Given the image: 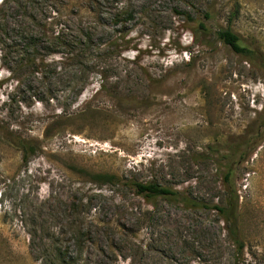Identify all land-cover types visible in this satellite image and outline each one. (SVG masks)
<instances>
[{
	"label": "rangeland",
	"instance_id": "374dc122",
	"mask_svg": "<svg viewBox=\"0 0 264 264\" xmlns=\"http://www.w3.org/2000/svg\"><path fill=\"white\" fill-rule=\"evenodd\" d=\"M29 2L0 0V264H232L210 209L230 158L245 262L264 264V64L215 35L229 28L264 59V0ZM30 16L82 36L80 58L40 31L33 73L13 53ZM18 139L39 148L27 162ZM137 183L209 208L148 203Z\"/></svg>",
	"mask_w": 264,
	"mask_h": 264
},
{
	"label": "trees",
	"instance_id": "16d2710c",
	"mask_svg": "<svg viewBox=\"0 0 264 264\" xmlns=\"http://www.w3.org/2000/svg\"><path fill=\"white\" fill-rule=\"evenodd\" d=\"M30 2L26 6V8L32 9L30 3L33 0H29ZM35 2V0H34ZM33 5V4H32ZM125 9L123 8H115V13L110 14V19L113 24L117 25L118 23H122L124 21L120 14L124 13ZM24 14L27 15V12H24ZM31 24V29L28 31H24V33H20L17 47L15 51L13 52L14 55L21 57L26 56V60L28 61L30 67L33 69V73H37L39 69L43 67L42 63L44 62L41 59L37 58V54H35L34 49L40 44H38V37L40 36V31H42L43 35L46 36L48 33L52 35L53 40L56 43H62V46L67 50L66 52V59L73 58L74 60L80 58L82 54H79V52L75 51L74 48L77 43L82 45V42H80L79 38H82V36H76L74 33H71L70 35L64 34V30H52L48 29L46 27L45 20L43 21L44 24L36 23V18L34 16H30L29 19ZM41 21V20H40ZM23 24H27V22H23ZM49 25V24H48ZM200 28H203V26H199ZM21 30H25L23 27ZM39 30V31H38ZM82 30H84L82 27L79 26L78 33H80ZM122 34L119 35L121 37ZM217 41H219L221 44L229 47L233 53L237 55H241L247 59L254 58L255 60H260L264 64V59L261 57H258L257 51L253 49H249L246 46H244L243 42L241 41V38L239 35L234 33L229 28H220L215 33ZM119 40L120 38H115L116 40ZM79 41V42H78ZM89 41V39H88ZM7 44L6 42H3V40L0 41V52L4 55L3 64L6 65V69L8 68V61H5V58L9 56L10 52L8 54H5L6 52ZM42 47V46H40ZM7 53V52H6ZM34 53V54H33ZM264 124H261L263 126ZM251 143V138L248 136L239 144V149L235 153L234 156L240 155L241 151H244L247 149L248 145ZM15 146L22 152L23 161L27 162L28 156L31 153H34L38 151L37 145H33L31 141L26 139H18ZM225 167L227 169V172L223 176V185L225 186V198L221 205H213L211 206V210L215 211L217 215L220 216L222 219L225 230L227 233L228 238L230 239L232 245L235 248V254L232 261V264H247L244 258V243L239 237L238 233V196L234 189H231V183L229 180L230 172L229 169L231 168V165L233 164L232 158H230ZM91 179L95 181H108L111 182L113 179H115L114 176L110 175H90ZM134 187L136 189V193L138 196H141L144 198L145 201L148 203H151L154 198L162 197V198H169L173 200H177L182 203L184 207L187 208H209V206L203 202H199L197 200H194L190 197H187L185 195L180 196L179 192L176 190H172L167 187L159 186L154 183L149 184H134Z\"/></svg>",
	"mask_w": 264,
	"mask_h": 264
}]
</instances>
